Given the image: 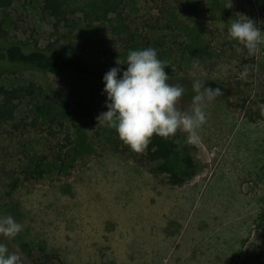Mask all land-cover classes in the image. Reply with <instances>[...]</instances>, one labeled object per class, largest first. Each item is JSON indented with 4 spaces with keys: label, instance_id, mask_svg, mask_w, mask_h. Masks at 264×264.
<instances>
[{
    "label": "rangeland",
    "instance_id": "374dc122",
    "mask_svg": "<svg viewBox=\"0 0 264 264\" xmlns=\"http://www.w3.org/2000/svg\"><path fill=\"white\" fill-rule=\"evenodd\" d=\"M117 2V9L105 5L102 21L91 24L78 11L56 27L34 4L18 0L0 7V38L42 47L58 42L104 71L117 60L123 63L130 49L151 46L167 62L169 77L220 82L230 94L206 104L199 143L187 144V133L180 130L172 136L179 152L168 162L182 166L188 154L197 173L184 185H171L157 163L133 151L107 123H98L96 117L107 110L104 82L32 69L10 79L3 73L0 103L5 101L1 87L32 80L60 104L82 102L95 116L85 142L93 151L40 180L26 178L22 152L42 149L44 136L0 123V217L11 215L23 226L15 237L0 235V240L22 264H264V116L259 110L264 44L247 55L227 34L238 14L264 31V1L230 0L225 13L206 0ZM173 9L183 20L181 28H169ZM203 19L200 36L207 46L189 58L185 24ZM190 105L181 98L177 103L181 110Z\"/></svg>",
    "mask_w": 264,
    "mask_h": 264
},
{
    "label": "trees",
    "instance_id": "16d2710c",
    "mask_svg": "<svg viewBox=\"0 0 264 264\" xmlns=\"http://www.w3.org/2000/svg\"><path fill=\"white\" fill-rule=\"evenodd\" d=\"M18 0H0V7L10 8ZM24 4H34V7L41 13L54 20L56 27L62 23L72 20L73 15L82 11L85 18H91V24L102 21L107 15V8L117 9V0H90L87 4L81 5L77 0H22ZM210 7L225 13V7L230 0H206ZM258 2L264 0H257ZM121 2V0H120ZM102 4V5H101ZM107 5V8H105ZM85 7H89L92 13H88ZM192 8V4L190 5ZM262 9V7H258ZM121 14L117 13V17ZM169 21V28L175 25L181 28L182 18L178 15V9H173ZM204 19L198 24L186 23L185 28L189 30L186 48L189 58H195L206 48V39L200 36L204 30ZM4 29L0 26V30ZM40 70L50 72L55 75L86 76L103 82V75L107 72L91 65L86 58L74 53L58 42H50L42 47L37 44L30 45L24 41L7 40L0 38V78L3 73H9V77L15 76L13 73L19 70ZM200 79L207 86L213 88L220 87L222 94L217 97H226L230 94L220 82L210 80L205 77H169V82L190 84L181 96L184 104L191 103L192 81ZM100 90H102L99 87ZM46 87L38 85L32 80H23L16 87H1V92L5 95V101L0 103V123L3 121L15 123L14 127L26 132L37 131L38 136H44L42 149L34 152H22L26 159L24 166L26 178L33 180L44 179L54 170L64 172L73 167L76 160L93 151L90 145H86L88 139V127L95 116L91 106L83 105L82 102L74 100L60 104L50 97ZM16 102V104H15ZM16 105H21L19 109ZM17 118V119H15ZM90 123V124H89ZM27 136H30L27 133ZM178 143L170 136L164 138L153 135L150 142L140 151L142 157L149 162L157 163V171L168 176L171 185L180 186L186 184L197 173V163L190 155L182 157V166L171 165L168 161L178 154ZM16 179H20L19 177ZM14 183V182H13ZM16 186V185H15ZM0 242H2L0 240Z\"/></svg>",
    "mask_w": 264,
    "mask_h": 264
},
{
    "label": "clouds",
    "instance_id": "9594fccd",
    "mask_svg": "<svg viewBox=\"0 0 264 264\" xmlns=\"http://www.w3.org/2000/svg\"><path fill=\"white\" fill-rule=\"evenodd\" d=\"M227 34L243 46L247 55H254L264 44V31L246 15L238 14L228 25ZM121 64L127 67L121 68ZM166 66L167 62L158 58L157 49L149 46L130 49L123 63L117 60L116 66L103 75L107 110L96 119L114 128L133 151H143L154 134L169 138L178 130L187 133V144L199 143L198 129L207 119L205 106L222 94L220 87L213 88L194 79L190 109L181 110L177 103L185 89L178 82H169ZM259 110L264 116V104L259 105ZM22 227L11 215L0 217V235L4 237H15ZM0 264H22V261L0 242Z\"/></svg>",
    "mask_w": 264,
    "mask_h": 264
}]
</instances>
